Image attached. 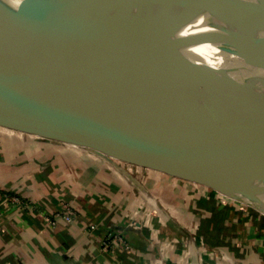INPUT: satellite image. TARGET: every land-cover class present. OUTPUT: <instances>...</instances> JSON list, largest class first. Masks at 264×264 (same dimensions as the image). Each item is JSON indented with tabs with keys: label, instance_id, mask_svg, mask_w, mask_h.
Returning a JSON list of instances; mask_svg holds the SVG:
<instances>
[{
	"label": "water",
	"instance_id": "water-1",
	"mask_svg": "<svg viewBox=\"0 0 264 264\" xmlns=\"http://www.w3.org/2000/svg\"><path fill=\"white\" fill-rule=\"evenodd\" d=\"M123 1L36 14L0 0V116L67 112L90 124L176 129L192 143L202 170L114 156L104 142L53 136L0 124L92 150L118 161L194 182L264 213V178L248 181L221 146L241 184L222 181L208 130L264 118V0H172L160 13L135 15ZM165 0L158 1L162 4ZM129 4V3H128Z\"/></svg>",
	"mask_w": 264,
	"mask_h": 264
},
{
	"label": "crops",
	"instance_id": "crops-1",
	"mask_svg": "<svg viewBox=\"0 0 264 264\" xmlns=\"http://www.w3.org/2000/svg\"><path fill=\"white\" fill-rule=\"evenodd\" d=\"M7 136L0 138V264H200V244L210 243L202 220L221 210L228 231L212 246L237 264H264V213L248 204L216 191L200 197L197 183L158 171L134 180L97 156ZM64 202L73 207L71 222L61 216ZM109 235L124 243L105 247Z\"/></svg>",
	"mask_w": 264,
	"mask_h": 264
},
{
	"label": "bare ground",
	"instance_id": "bare-ground-1",
	"mask_svg": "<svg viewBox=\"0 0 264 264\" xmlns=\"http://www.w3.org/2000/svg\"><path fill=\"white\" fill-rule=\"evenodd\" d=\"M123 1L126 0H24L23 4L39 14L46 10H64L77 5L87 8L113 7ZM158 1L161 0H132L127 2L126 6L130 7L129 13L139 16L160 13L172 0H165L162 4H157ZM258 33L260 37L264 38V20ZM4 117L11 118L13 121L8 122L17 126L26 127L32 126L31 124H39L77 135L60 133L64 138L77 142L88 140L104 142L109 148L116 150H109L111 153L115 152L114 154L130 162L155 157L170 163L172 157L166 144V141H170L177 151L176 162L179 168L184 171L202 170L200 160L190 139L176 129L160 130L141 125H122V123L111 122L93 125L67 112H45L13 117L0 116V120ZM29 129L31 128L29 127ZM204 137L216 160L222 181L229 178L235 183L241 184L224 161L220 153L221 146L231 154L246 180L254 181L264 178V118L208 130Z\"/></svg>",
	"mask_w": 264,
	"mask_h": 264
},
{
	"label": "rangeland",
	"instance_id": "rangeland-1",
	"mask_svg": "<svg viewBox=\"0 0 264 264\" xmlns=\"http://www.w3.org/2000/svg\"><path fill=\"white\" fill-rule=\"evenodd\" d=\"M8 121H13V120H11V118H5V117L2 120H0V122L10 123ZM31 125L32 126H26L25 128H29L30 127L32 130H35V131H39V132H42V133L51 134L53 136H57V137L64 138L63 137V134H60L61 133L60 132L61 130H57L55 128H50L49 126H44V125H39V124L38 125L31 124ZM10 132L15 133V135H17V136L19 134L20 135H23V136H26L28 138V144L29 145H34V144L41 145L42 144L41 146H43V147L51 148V146H50L49 143H56L57 144V147H58L57 149L60 150L61 153L69 152V150H70L72 152L75 151L78 156L79 155H86V156H88V155L89 156L90 155H94V156H97L99 159H102L97 154H94V152L92 150L85 149L84 147L77 146V145H74V144H71V143H68V142L53 141V140H51L48 137H42V136H39V135L34 134V133H28L26 131L21 132V130H18V129L9 127L7 125L0 124V138H2L4 136L5 137H9V136H7V134H10ZM47 143L49 145H47ZM109 150H114V149L109 148ZM63 151H65V152H63ZM114 151H116V150H114ZM114 153H112L114 156H116V157H118L120 159H124V158H121V157H119L118 155H116ZM118 162L120 163V165L122 167H124V168L125 167H128L129 168V170H128V173L129 174L128 175H130L132 178H134V180H137V179L140 180L142 178L145 182L149 181V175H148L149 172L148 171H154L153 173L155 175H158V172H156L155 170H151L149 168H144V167H141V166H138V165H135V164H129V163L124 162V161H121V162L118 161ZM105 163L108 165V167H110L111 169H114L109 163H107V162H105ZM116 171L118 173H120V175L123 174L121 171H119L117 169H116ZM159 174L160 175H163V176H166V177H169L170 176V175L168 176V174H165V173L163 174L162 172H159ZM157 182L160 183L159 181H157ZM154 183H156V181H154ZM183 183H184V181H183ZM196 187L200 188V197H205V195H208L209 193H211L213 191L210 188H208L206 186H203V185L198 186V184H196ZM219 197H222V196H219ZM62 206H63V204H62ZM201 206L202 205L200 204V208H201ZM237 206H240L241 207V206H244V204L238 203ZM218 221H219V226L220 227H224V224H223V221H221V218L218 219ZM191 227H194L193 232L196 233V226L195 225H191ZM222 233L225 235L226 234V231L224 230ZM161 236H163V235L161 233H159V239L161 238ZM161 240L162 239L159 240L160 241V245H163L164 242L161 241ZM153 241L157 244V242H156L155 239H153ZM165 250H167V249H162V252L165 251ZM221 250H222L221 248H218L216 246L214 247L210 243L202 242V244H200V264H203V263L204 264H208V263H211V264H232V263L233 264H237V262L229 255V251H227L226 249H224V252H225L224 253ZM222 253L226 255V258H225V256L223 257ZM227 257L229 259H231L232 263H230V260Z\"/></svg>",
	"mask_w": 264,
	"mask_h": 264
},
{
	"label": "trees",
	"instance_id": "trees-1",
	"mask_svg": "<svg viewBox=\"0 0 264 264\" xmlns=\"http://www.w3.org/2000/svg\"><path fill=\"white\" fill-rule=\"evenodd\" d=\"M212 193H216L214 190L212 191ZM228 209V208H226ZM226 212V210H225ZM224 210H221V212H219V217L218 219L221 218L222 215H224ZM232 212H235L234 210H232ZM218 214H216L217 216ZM218 219H215L213 220V217L211 216L210 217H206L202 220V223H201V227H200V234H203L205 237H206V240L208 242H210V244L212 243H215V244H222L225 242V239H224V235H223V238L222 237V232L225 230L226 232L228 231V229L224 226V227H220L219 226V221ZM204 222H208L207 224H203ZM221 224V223H220ZM211 225V226H210ZM262 228H264V223L262 224ZM217 230L218 232V235L219 236V241H213L211 238L214 237V232Z\"/></svg>",
	"mask_w": 264,
	"mask_h": 264
},
{
	"label": "built area",
	"instance_id": "built-area-1",
	"mask_svg": "<svg viewBox=\"0 0 264 264\" xmlns=\"http://www.w3.org/2000/svg\"><path fill=\"white\" fill-rule=\"evenodd\" d=\"M63 214L61 216H63V218L67 221V222H71L74 219V210L73 207L70 203L68 202H64L63 203ZM96 228L95 225L91 226V229ZM111 241L113 242H120V243H124L123 238H121L120 236L116 235L113 238L110 237V235L105 239L104 244L105 247L109 246Z\"/></svg>",
	"mask_w": 264,
	"mask_h": 264
},
{
	"label": "clouds",
	"instance_id": "clouds-1",
	"mask_svg": "<svg viewBox=\"0 0 264 264\" xmlns=\"http://www.w3.org/2000/svg\"><path fill=\"white\" fill-rule=\"evenodd\" d=\"M3 2L12 10L19 11L24 3V0H3Z\"/></svg>",
	"mask_w": 264,
	"mask_h": 264
}]
</instances>
